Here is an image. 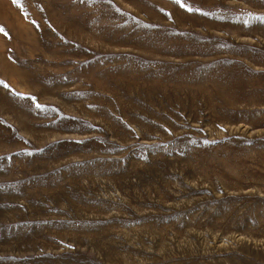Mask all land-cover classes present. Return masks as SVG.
Wrapping results in <instances>:
<instances>
[{
  "label": "rangeland",
  "instance_id": "obj_1",
  "mask_svg": "<svg viewBox=\"0 0 264 264\" xmlns=\"http://www.w3.org/2000/svg\"><path fill=\"white\" fill-rule=\"evenodd\" d=\"M0 264H264V0H0Z\"/></svg>",
  "mask_w": 264,
  "mask_h": 264
},
{
  "label": "snow or ice",
  "instance_id": "obj_2",
  "mask_svg": "<svg viewBox=\"0 0 264 264\" xmlns=\"http://www.w3.org/2000/svg\"><path fill=\"white\" fill-rule=\"evenodd\" d=\"M13 2L14 3H17L18 2V0H13ZM3 31V28L2 27H0V32H2Z\"/></svg>",
  "mask_w": 264,
  "mask_h": 264
}]
</instances>
